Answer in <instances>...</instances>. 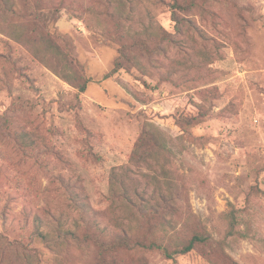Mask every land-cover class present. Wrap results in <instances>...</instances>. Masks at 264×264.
I'll return each mask as SVG.
<instances>
[{"label":"rangeland","instance_id":"374dc122","mask_svg":"<svg viewBox=\"0 0 264 264\" xmlns=\"http://www.w3.org/2000/svg\"><path fill=\"white\" fill-rule=\"evenodd\" d=\"M13 2L11 23L33 19L34 0ZM174 2L63 0L58 13H43L90 80L84 93L0 21V237L21 240L41 264H95L93 247L57 255V240L49 241L83 217L107 233L127 223L122 199L111 202L113 185L118 193L128 187L138 204V192L148 198L154 237L169 251L195 233L210 237L191 253L141 252L126 264H264V0H195L177 12L178 23ZM162 31L171 40L160 53L105 78L120 34L157 40ZM184 115H196V124ZM148 119L167 148L146 164L131 157ZM169 192L173 211L160 199ZM232 209L239 219L229 235ZM21 254L0 252V264H28Z\"/></svg>","mask_w":264,"mask_h":264},{"label":"trees","instance_id":"16d2710c","mask_svg":"<svg viewBox=\"0 0 264 264\" xmlns=\"http://www.w3.org/2000/svg\"><path fill=\"white\" fill-rule=\"evenodd\" d=\"M63 5V0L55 2L54 0H34L35 14L33 19L24 23H11L9 18L16 16L14 10L13 0H0V21L3 20V31L7 33L11 38L19 43L30 48L32 53L40 59L43 63L47 64L51 70L56 74L62 76L66 81L72 84L80 93H84L87 90L89 79H87L81 71V66L73 61L68 54L67 50H64L59 44L60 36L52 31L50 23L44 19L43 13L46 11L57 12ZM173 5V19L178 23L179 18L177 12L189 11V9L196 5L195 0H187L180 2L175 0ZM122 6L120 5L115 11L120 14L122 12ZM58 13V12H57ZM162 36L157 40L141 36L130 37L125 34L118 36V41L122 42L119 48V57L115 60L112 70L105 75V78H110L116 75L119 71L130 70L131 68L138 66L139 56H146L148 58L162 51L161 44L171 40V34L162 31ZM127 41H130L127 43ZM49 60V61H47ZM65 61V62H64ZM64 62L65 72H60L58 67L60 63ZM153 113V110L150 111ZM148 115L147 112H145ZM162 116V114H160ZM154 116V114L152 115ZM183 122L188 126H194L196 124V115L187 116L184 115ZM176 124L179 128L182 127L181 115L176 117ZM154 122L150 119L147 120L145 126H143L137 143L135 144L132 160H137L141 163L148 164V160L154 157L155 150L163 151L167 148L165 145V134H163L160 128H157ZM187 130H181V133H186ZM125 174H128V170H125ZM116 179V176H115ZM170 185V184H169ZM111 194L114 201H111L113 206L116 203V199H122L121 206H118L125 214L126 222H122L118 225H113L115 230L106 232L94 226V222L90 221L86 217H83L77 224L74 231L70 232H58L57 236H51V240H48L47 234H40L45 241L52 242L57 240V246L60 254L63 249L67 247H93L95 250L96 262L95 264H126L130 259H134L135 255L141 252L159 251L167 257H171L174 254H187L194 251L198 246L210 242V237L205 233H195L185 244L176 246L171 252L167 244L155 238L156 226L152 224V221L156 219V211L153 207L148 208L149 200L145 196L136 197L141 201L140 204L136 203L130 196V190L125 185L122 186V191L118 193L114 189L111 190ZM161 202L163 208L168 211L174 210V202L177 196L172 192L161 195ZM111 204V205H112ZM82 208L90 216L94 214L89 204L83 202ZM137 214L144 217L145 226H139V217ZM239 211L235 209L230 210L225 214L226 219L230 221L229 235H234V224L239 219ZM94 228V229H93ZM60 230V229H58ZM19 256L24 253L25 262L28 264L33 263L32 256L38 257L37 263L41 264L42 259L40 255L32 253V250L28 249V245L21 240H8L5 237H0V252L1 254L15 253ZM216 252V251H215Z\"/></svg>","mask_w":264,"mask_h":264}]
</instances>
